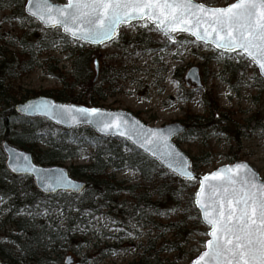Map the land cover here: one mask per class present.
Masks as SVG:
<instances>
[{"label":"rangeland","instance_id":"rangeland-1","mask_svg":"<svg viewBox=\"0 0 264 264\" xmlns=\"http://www.w3.org/2000/svg\"><path fill=\"white\" fill-rule=\"evenodd\" d=\"M195 1L211 7H225L236 0ZM25 3L26 0H23L24 10ZM15 9L0 3V52L5 54L1 60L7 57L9 61L14 60L16 66L19 63L18 53L22 51L20 38L44 36L50 29L26 12L17 15ZM144 23L140 20L132 22L131 26L122 25L116 39L97 46V56L91 57L89 63L92 72L83 79L95 77L94 60L98 59L99 76L94 82L101 90V99L97 105L90 107L128 110L150 126L174 122L186 125L185 121L194 114L210 115L212 109L209 106L214 97L219 105L215 118L222 123L219 122L213 131L208 130V136L188 134L175 139L191 158L192 169L198 175H203L224 164L246 161L264 179V126H261L264 124V77L255 64L246 56L220 51L187 32H173L175 40L172 41L154 24L143 27ZM73 60L62 45L43 51L38 56L40 66L27 73L20 70L17 76L5 80L8 93L14 97L9 102L47 96L46 93L54 94L64 87L62 76L70 84L75 70ZM193 66L200 68L202 86L185 79L187 71ZM5 101L3 104L7 105ZM15 131H21V127L17 126ZM63 131L64 128L52 123L45 124L39 131L43 137L48 134L58 138L67 136L73 154L64 153L66 158L58 164L69 169L91 164L97 133L83 127L67 133ZM112 140L122 142L121 139ZM42 147L47 146L41 144ZM130 151L131 148L124 146V153ZM203 156L207 165L196 169L193 163ZM113 177L116 181H122L123 187L115 191L112 200H103L94 209L87 207L80 218L73 219L70 239L53 255L55 264H66L64 260L67 256L72 257L70 264L127 263L138 257L150 237L155 238L151 242L154 245L179 242L180 251H165L167 253L164 254L177 259L179 264H191L205 250L208 238L204 230L207 233L209 228L195 205L198 181L194 184L193 180L176 176L179 181L176 180L175 184H183L184 191L176 199L166 201V208L158 211L159 216L152 227L146 226L147 221L142 213L137 212L132 216L120 211L126 202L133 203L127 192L130 186L137 184L146 189L147 182L141 178L139 169L125 163L116 169ZM191 194L194 195L193 201ZM43 203H46L45 200ZM5 204L0 200V213ZM194 208L199 211L203 226L197 223L199 217ZM36 214L38 219H44L48 214L51 219H60L59 224L64 230L68 227V214L61 209L54 208L50 213L44 209ZM180 220L183 221L184 232L182 236H176L181 230L170 223ZM0 229V241L8 248L9 234L15 228L8 223ZM105 253L108 255L105 256Z\"/></svg>","mask_w":264,"mask_h":264},{"label":"trees","instance_id":"trees-1","mask_svg":"<svg viewBox=\"0 0 264 264\" xmlns=\"http://www.w3.org/2000/svg\"><path fill=\"white\" fill-rule=\"evenodd\" d=\"M0 3L6 7L16 8L17 15L21 16L25 13L23 0H0ZM56 45H62L68 56L74 58L75 70L71 76L70 84L62 76L64 87L54 94L46 93V95L61 102H73L86 106H95L101 99V90L97 86L98 83L94 82V78L83 80L86 75H90L92 72L89 66L90 58L97 56L98 47L73 41L64 35L61 29H51L47 35H39L35 38H20L19 46H22V51L18 53L19 63L16 66L14 60L9 61L6 59L7 57L1 60L5 54L0 52V197H3L2 201L6 203L0 213V226L10 223L15 228V231L9 234L10 245L8 248L0 241V257L4 264H55L56 260L53 259V255L58 250L57 248L62 247L66 240L70 239L73 219L80 218L87 207L94 209L101 205L103 200H112L115 191L123 187L122 181H116L113 174L119 166L125 163L139 169L140 176L147 182V186L146 189L137 184L130 186L127 192L133 203L126 202L120 211L127 212L132 216L137 215V212L142 213L147 221L146 226H155L153 221L159 216L158 211L166 208V201L176 199V196L183 190V184L181 186L175 184L176 180L179 181L175 175L167 172L156 161L134 148L129 142L125 140L118 142L101 136H96L95 139L96 149L93 153V162L89 165L70 168L72 176L81 178L87 183V187L81 195L58 192L50 195V199V196L43 195L35 188L31 177L13 175L8 171L1 148L3 140L32 152L35 161L43 165L58 164L66 158L64 153L73 154L67 143L69 142L67 136L58 138L48 134L43 137L39 132L45 124L51 125L50 122L42 118L19 115L15 105L25 101L26 98L10 103L9 99H14V97L8 93L5 86L6 79L15 77L21 72H30L40 66L39 54L56 48ZM20 70L21 72H18ZM3 100H6L8 104H3ZM212 100L209 106L210 110L212 109L211 114L208 116L192 115L187 119L188 122L185 121L187 130L182 135L208 136V130L213 131L219 122L222 123L221 120L215 118L219 110L218 102L214 97ZM221 115L224 116L223 113ZM17 126L21 127V131H15ZM83 128L92 130L89 127ZM63 132L67 133L69 130ZM41 144H46L47 147L41 148ZM124 146L131 148L130 153L123 152ZM198 160L193 163L196 169L207 165L205 156ZM197 181V179L193 180L194 184L198 183ZM180 182L184 183L183 180ZM190 199L193 201V194ZM44 200L46 203H43ZM140 205H142L141 209ZM54 208L61 209L62 212L68 214L66 230L59 224L60 219H51L48 214L44 219H38L37 211L47 209L50 213ZM194 210L199 217L197 223L203 226L199 211L196 208ZM27 212L30 214H26ZM181 223H183L182 220L170 223L173 227L181 230L180 234L178 233L176 236L184 232V226ZM205 233L206 230H204ZM152 240L155 238L148 239L136 259L123 264H179L177 259L164 255L167 253L165 251H180L179 242L172 241L170 244L161 242L159 245H154L151 243ZM107 255L105 253V256ZM4 258H6L5 261Z\"/></svg>","mask_w":264,"mask_h":264},{"label":"snow or ice","instance_id":"snow-or-ice-1","mask_svg":"<svg viewBox=\"0 0 264 264\" xmlns=\"http://www.w3.org/2000/svg\"><path fill=\"white\" fill-rule=\"evenodd\" d=\"M28 5L31 16L48 27L62 28L74 41L103 44L116 39L122 25L143 20V27L154 24L170 39L172 32H188L223 52L246 56L264 74V0H236L219 8L194 0H67L63 6L28 0ZM61 107L65 119L79 122L80 115L102 132L114 129L152 156L159 153L173 172L196 179L163 131L143 129L139 122L129 124L98 108ZM29 169L35 170L28 165L13 171ZM64 182L61 177L56 183ZM199 183L195 205L210 226L205 235L211 238L193 264H264V182L247 164L237 163L205 175Z\"/></svg>","mask_w":264,"mask_h":264},{"label":"water","instance_id":"water-1","mask_svg":"<svg viewBox=\"0 0 264 264\" xmlns=\"http://www.w3.org/2000/svg\"><path fill=\"white\" fill-rule=\"evenodd\" d=\"M50 3L54 4V5H58V6H63L64 4L67 3V0L65 3H59L56 2L55 0H49ZM195 3H201L198 1H195ZM236 2V1H235ZM233 2V3H235ZM232 4V3H231ZM230 5V4H229ZM207 7L210 8H219V7H211L206 5ZM228 6V5H227ZM225 6V7H227ZM28 0H26V4H25V12L29 15V11H28ZM33 17V16H31ZM36 18V17H34ZM37 19V18H36ZM46 29H53L51 27H48L47 25H45L44 23H42L39 19H37ZM137 20H133L132 22H135ZM131 22V23H132ZM61 31L64 35L70 37L71 39H73L70 35H67L63 32V29L61 28ZM161 31V30H160ZM162 33H164L162 31ZM188 33V32H187ZM171 39L169 38V36H167L170 40L174 41L175 40V36L172 33H170ZM195 37V36H193ZM196 38V37H195ZM201 41V40H199ZM84 42V41H82ZM110 41H106L103 44H92V43H88L90 45H104L106 43H109ZM204 42V41H203ZM86 43V42H85ZM208 44H212V43H208ZM213 46H215L214 44H212ZM222 50V49H219ZM256 67L258 68V66L256 65ZM94 69H95V78L94 81H96V79L99 76V61L98 59H95L94 61ZM259 73L262 77H264V74H262L260 72V69L258 68ZM185 79L186 80H191L193 83H195L197 86H202V77L200 74V69L197 66H193L191 67L186 75H185ZM29 105H32L33 107H29ZM35 106H40L39 108L35 107ZM55 106V107H52ZM61 106H65V107H72L74 109L76 108H98L103 112H108V113H115L120 115L124 120L128 121L129 124H132L134 122H139V125L143 126V129H152V130H157V131H163V133L166 136H169L168 139V143L172 146V148L179 152L183 158L187 161L188 165H189V171L192 172V174L198 178V180L200 181V179H202L205 175H209L213 172L218 171L221 168H225V167H231L234 166L237 163H244L247 164L258 176L259 180L261 182H264V179L262 178V176L260 175V173L248 162L246 161H236L234 163L231 164H224L222 166H219L218 168H216L213 171L207 172L203 175L198 176L196 174V172L192 169L191 166V159L189 157V155L180 148V146L175 142V138L181 134H183L186 130H187V126L181 122H174V123H170V124H166L163 126H150L148 124H146L145 122H143L136 114H134L131 111L128 110H124V109H106V108H102V107H88L82 104H77V103H69V102H61V101H57L55 100L53 97L50 96H37L31 99H28L24 102H19L16 104L15 109L16 111L25 117H29V118H36V117H41L46 119L47 121H50L51 123L57 125L58 127H62L65 129H75L78 127H82V126H88L90 128H92L99 136L101 137H105V138H114V139H122L125 140L127 142H129L131 145H133L136 149H138L139 151L143 152L145 155H147L150 159L156 161L163 169H165L166 171H168L169 173L174 174L175 176L184 179V180H189L186 177L181 176L178 172H173V170L171 168L168 167V160H164L162 158H158L159 157V153L157 154V156H152L150 153H147L144 151L143 148L139 147V145L134 144L131 140H128L126 137L124 136H120L114 129L110 130L108 132H102L99 130V128L95 125V124H91L88 123L85 119V117L77 115V119L79 122H73L72 120H68L65 119L62 116V107ZM1 148L3 150V153L5 155V165L8 169V171L14 175H28L31 176L33 181H34V185L35 187L44 195H51L54 193H57L59 191H64V192H70V193H80L82 192L86 186L87 183L84 180H80L77 178H74L73 176H71L70 174V170L68 167H65L63 165H42L39 164L37 162H35L34 160V156L31 152L26 151L24 149H21L17 146H14L12 144H10L7 140H3L1 142ZM26 156L28 157L27 161L23 160V157ZM28 165H32L34 166L35 170H27V171H13V168H27ZM61 177L64 178V183H56L57 181H59L61 179ZM191 181V180H189ZM200 188V183H199V187L197 192L199 191ZM196 192V193H197ZM196 196V194H195ZM198 208V207H197ZM199 209V208H198ZM200 210V209H199ZM201 212V211H200ZM201 216H202V220L204 222L203 219V214L201 212ZM205 225L208 226L210 231V226L204 222ZM211 237L208 236L209 240ZM207 242V241H206ZM206 250V248H205ZM203 250V251H205ZM202 251V252H203ZM201 252V253H202ZM200 253V254H201ZM200 254L193 260V262L198 259V257L200 256ZM72 261V257L71 256H67L65 258V263L66 264H70ZM193 262L191 264H193ZM0 264H3V261L0 257Z\"/></svg>","mask_w":264,"mask_h":264}]
</instances>
